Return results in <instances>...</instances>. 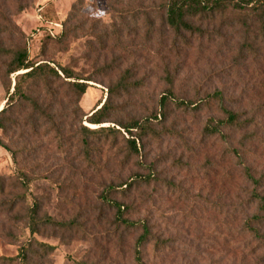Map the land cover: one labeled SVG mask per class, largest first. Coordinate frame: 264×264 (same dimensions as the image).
Segmentation results:
<instances>
[{
	"label": "rangeland",
	"instance_id": "1",
	"mask_svg": "<svg viewBox=\"0 0 264 264\" xmlns=\"http://www.w3.org/2000/svg\"><path fill=\"white\" fill-rule=\"evenodd\" d=\"M166 3L0 0V45L89 83L80 98L71 85L49 93L38 83L29 94L48 115L18 98L0 114V264H24L22 247L28 264H264V242L242 228L256 209L252 190L264 193V180L258 187L246 175L264 174V39L246 46L232 14L196 20L202 34L178 36ZM10 57L0 54L1 73ZM19 72L4 82L13 86ZM123 75L127 89L111 97V121L100 125L147 119L151 128L82 135L81 124L99 126L86 117ZM223 107L237 124H220ZM32 204L39 217L74 225H41L32 236ZM118 204L123 218L147 222L148 242L138 247L142 227L125 225Z\"/></svg>",
	"mask_w": 264,
	"mask_h": 264
},
{
	"label": "trees",
	"instance_id": "2",
	"mask_svg": "<svg viewBox=\"0 0 264 264\" xmlns=\"http://www.w3.org/2000/svg\"><path fill=\"white\" fill-rule=\"evenodd\" d=\"M27 6V3H20L17 5V11L22 10ZM229 14H232L235 19L242 22V26L246 32L244 38V44L250 46L254 43L257 37L264 39V0H167L165 5V22L166 24L178 35L183 36L184 32L187 33H203V29L195 25L196 20L213 19L217 16L226 18ZM243 14V15H241ZM0 54H10V60L6 63L3 71H0V78L4 82V78H9L11 74L17 73L15 76V81L12 86V81L9 83L4 82V88L7 93L5 105L0 109V114L5 113L10 106H13L18 99H23L29 101L33 106V111L35 113L43 112L41 106L30 96L31 86H36L38 83H42L47 86L49 93L58 92L64 85H71L70 89L74 91L77 98H80L85 94L89 83L86 81H79V78L75 71L66 65H59L57 67L51 66L48 62H32L29 59L27 49L22 46H16L14 48H6L0 45ZM85 79V78H84ZM90 80V79H85ZM127 75H123L114 85L109 86L107 90L106 97L99 102L98 108H96L89 116L86 117L87 124L97 126L89 128L86 125H82V135H87L88 133L100 135L102 133L115 134L120 133V130L115 127L119 125L127 132H131L132 129H137L139 136H143L151 128L149 121L144 119L138 121L136 119L130 120L127 124L117 123L110 125H100L110 120V109L111 102L110 99L113 95H116L120 89H127ZM55 85V86H54ZM11 87L13 91L10 92ZM18 98V99H17ZM165 102V99H162ZM226 114L225 120L221 121L220 124H230L235 125L238 123V114L227 109L222 108ZM48 115V113H46ZM114 122V121H113ZM5 125L3 121L0 120V128ZM217 125L214 123L207 125L206 130L210 134H214L217 131ZM142 133V134H141ZM130 147L133 150H137L136 143L134 139H128ZM246 175L252 181L255 186H262L264 180V174L258 177L252 175V173L246 169ZM127 184V181L124 182ZM3 190V183L0 180V191ZM252 199L256 203L255 212L249 216L242 228L249 232L253 237H255L259 242H264V193L263 191H258L256 188L252 190ZM118 215L120 219L127 226L140 225L142 227V233L137 238L138 247L150 240L151 232L147 222L130 221L129 219L123 218V212L121 204H118ZM28 226L29 231L32 236L39 231V226L49 225V226H59L63 228H69L74 225L71 221H57L54 218L43 215L39 217L38 215V205L32 204L27 211ZM38 246L47 251V249L54 248L52 245L47 243H42L37 241ZM28 247H22L18 253V257L24 264H28L27 253L29 252ZM141 250L137 249L138 259L140 260ZM17 257H6L2 258L5 262H14ZM141 261V260H140ZM3 262V261H2ZM4 263V262H3ZM21 264V263H19Z\"/></svg>",
	"mask_w": 264,
	"mask_h": 264
}]
</instances>
